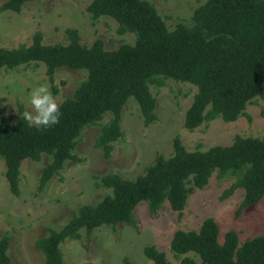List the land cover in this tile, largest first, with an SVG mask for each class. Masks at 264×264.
<instances>
[{
	"label": "trees",
	"instance_id": "16d2710c",
	"mask_svg": "<svg viewBox=\"0 0 264 264\" xmlns=\"http://www.w3.org/2000/svg\"><path fill=\"white\" fill-rule=\"evenodd\" d=\"M27 1L4 0L0 9L19 11ZM87 10L92 19L112 17L119 33L135 35L134 43L107 49L100 39L83 43L77 29L67 28L65 42L44 43L37 30L29 44L0 47V69L41 62L50 82L59 67L87 72L72 95L58 104L57 124L47 129L31 126L20 103L14 121L0 118V158L14 195L20 193L24 159L50 157L39 177V188H43L67 160H81L74 153L81 131L106 114L110 118L102 124L94 144L109 157L112 142L123 136L121 112L129 98L138 104L145 126L156 118L150 85L162 79L196 86L184 113L183 126L188 130L216 117L234 121L253 98L264 96V0H205L194 9L190 24L180 21L173 29L149 0H92ZM213 173L233 179L221 199L241 190L236 215L258 203L264 197V134H236L231 144L205 150H188L175 136L171 154H159L135 178L101 175V185L110 192L96 203L80 205L67 222L36 239L35 246L43 252L44 264H63L62 242L80 238L83 229L88 233L101 225L135 223L133 210L141 201L147 202L152 213L167 201L181 216L188 196L203 188ZM218 233L216 221L206 217L198 229H177L169 248L180 264H264L263 234L239 242L237 232L230 229L219 242ZM8 243L9 237L2 235L0 264H12ZM143 253L153 264H170L165 252L154 245H146ZM123 264L134 263L123 257Z\"/></svg>",
	"mask_w": 264,
	"mask_h": 264
},
{
	"label": "rangeland",
	"instance_id": "374dc122",
	"mask_svg": "<svg viewBox=\"0 0 264 264\" xmlns=\"http://www.w3.org/2000/svg\"><path fill=\"white\" fill-rule=\"evenodd\" d=\"M4 0H0V5ZM92 0H29L19 11L0 9V47L12 48L20 43L29 44L35 31H40L44 43L65 42V30H78L81 41L91 44L102 40L107 49L122 43H134L132 32L119 33L118 23L103 15L92 19L87 6ZM163 17L169 29L182 21L190 24L194 9L205 0H149ZM85 69L59 67L50 82L46 67L41 62H29L16 68L0 69V118L8 122L16 118L17 105L31 111L27 97L31 89L45 85L57 104L72 95L86 78ZM156 99V118L144 125L138 104L129 98L121 112L123 136L112 142L109 157L94 142L106 114L94 125L85 127L77 140L74 153L81 160H67L43 188L39 177L50 157L43 154L38 161L24 159L20 165L19 195H14L4 176L5 165L0 158V237L7 235V252L12 264H44V254L35 246L36 239L48 234L49 228H58L67 222L82 204L96 203L110 189L101 185L99 177L118 173L135 178L156 156H168L172 141L179 136L188 150H205L212 145L231 144L234 135L261 136L264 134V96L255 97L244 114L234 121L220 117L202 123L194 130L183 126L185 110L191 104L196 86L189 82L162 79L150 85ZM232 177L219 178L213 173L207 184L194 189L188 196L181 216L170 208L167 201L152 213L146 201L134 210V221H121L114 226L101 225L90 232L81 231L78 239L61 243L63 264H123L128 257L134 264H153L144 253L146 245H154L165 252L170 264H180L169 248L177 229H198L202 220L212 217L219 227L218 240L230 229L237 232L239 242L258 234L264 235V197L236 215L242 192L221 199L222 191Z\"/></svg>",
	"mask_w": 264,
	"mask_h": 264
},
{
	"label": "clouds",
	"instance_id": "9594fccd",
	"mask_svg": "<svg viewBox=\"0 0 264 264\" xmlns=\"http://www.w3.org/2000/svg\"><path fill=\"white\" fill-rule=\"evenodd\" d=\"M27 103L31 111H25L23 116L31 126L47 129L59 122L61 115L59 105L45 85H38L31 89Z\"/></svg>",
	"mask_w": 264,
	"mask_h": 264
}]
</instances>
